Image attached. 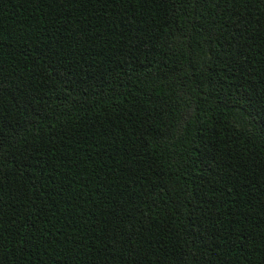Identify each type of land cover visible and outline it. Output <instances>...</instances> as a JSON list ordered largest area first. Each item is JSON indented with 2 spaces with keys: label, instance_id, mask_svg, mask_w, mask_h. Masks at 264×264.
Segmentation results:
<instances>
[{
  "label": "trees",
  "instance_id": "1",
  "mask_svg": "<svg viewBox=\"0 0 264 264\" xmlns=\"http://www.w3.org/2000/svg\"><path fill=\"white\" fill-rule=\"evenodd\" d=\"M0 264H264V0H0Z\"/></svg>",
  "mask_w": 264,
  "mask_h": 264
}]
</instances>
